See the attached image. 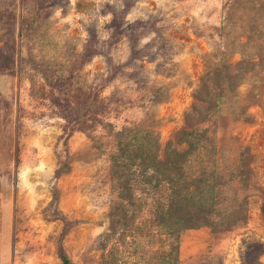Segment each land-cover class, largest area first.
<instances>
[{
  "label": "rangeland",
  "instance_id": "1",
  "mask_svg": "<svg viewBox=\"0 0 264 264\" xmlns=\"http://www.w3.org/2000/svg\"><path fill=\"white\" fill-rule=\"evenodd\" d=\"M0 62V264H264V0H0Z\"/></svg>",
  "mask_w": 264,
  "mask_h": 264
},
{
  "label": "trees",
  "instance_id": "2",
  "mask_svg": "<svg viewBox=\"0 0 264 264\" xmlns=\"http://www.w3.org/2000/svg\"><path fill=\"white\" fill-rule=\"evenodd\" d=\"M7 33H9V32H7ZM3 51H5V50H3ZM5 52H7V51H5ZM12 54V56L11 57H8V58H10L11 60H13L15 57H16V52H8L7 53V55L8 56H10ZM4 62H8V60H6V61H4ZM4 62H0V68L2 67V64L4 63ZM2 74H7L6 76H10V77H12V76H14L13 74H14V72L13 71H10V70H4L3 69V72H1L0 73V75H2ZM2 153V158H1V160H2V165H3V163H4V161H3V159H7V153H4L3 151L1 152ZM181 154V153H180ZM66 261V263H68V260H65Z\"/></svg>",
  "mask_w": 264,
  "mask_h": 264
}]
</instances>
